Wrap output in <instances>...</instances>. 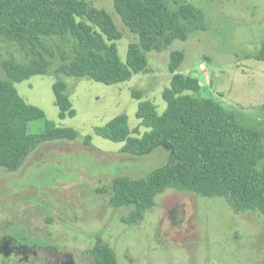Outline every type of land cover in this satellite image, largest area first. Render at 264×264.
I'll list each match as a JSON object with an SVG mask.
<instances>
[{
    "label": "rangeland",
    "instance_id": "rangeland-1",
    "mask_svg": "<svg viewBox=\"0 0 264 264\" xmlns=\"http://www.w3.org/2000/svg\"><path fill=\"white\" fill-rule=\"evenodd\" d=\"M85 1L105 9L122 32L116 43L124 62L137 35L123 24L112 0ZM163 1L172 8L191 3L204 17L199 27H190L185 40L147 52V71L115 84L68 76L58 67L72 53V44L55 36L45 38L53 52H43L50 61L46 73L13 83L25 101L78 135L40 144L15 171L0 166V264H93L89 249L96 235L115 251L119 264H264V215L257 211L237 214L222 197L167 188L137 223L127 224L121 217L131 206L109 202L114 177H142L163 165L168 153L157 148L133 156L121 151L123 142L97 135L94 127L125 113L130 135H141L146 128L135 115L138 102L149 99L158 113L164 110L162 90L169 85L173 50L184 53L178 72L199 79V95L236 110L242 122L264 130V61L254 57L264 42V0ZM10 57L26 63L32 54L27 45L0 34L4 80L8 76L2 62ZM59 80L65 82L75 110L64 119L58 116L52 88ZM42 128V121L29 125L33 133ZM88 134L91 141L85 144Z\"/></svg>",
    "mask_w": 264,
    "mask_h": 264
},
{
    "label": "trees",
    "instance_id": "trees-1",
    "mask_svg": "<svg viewBox=\"0 0 264 264\" xmlns=\"http://www.w3.org/2000/svg\"><path fill=\"white\" fill-rule=\"evenodd\" d=\"M112 3L123 24L137 35V40L128 44L124 62L116 43L122 32L105 9L85 0H0V34L27 45L32 54L26 63L12 57L2 62L8 80L0 77L1 167L15 171L40 144L73 140L78 135L73 127L49 120L41 107L25 101L14 87V82L46 73L50 61L44 53L52 56L53 52L46 48L45 38L57 36L71 41L72 53L64 57L60 72L115 84L129 80L133 73L147 71V52H160L175 39L185 40L190 27H199L204 17L191 3L175 8L163 0ZM254 57L264 61V42ZM183 59L182 51L170 52L171 77L162 90L166 106L161 113L149 99L138 102L135 115L146 128L141 135H130L125 113L94 127L97 135L123 142L121 151L133 156H144L157 148L168 153L163 165L142 177H114L110 204L131 206L121 220L134 224L153 208L158 194L173 188L222 197L237 214L257 211L264 215V130L242 122L236 110L199 95V79L178 72ZM52 88L59 118L74 116L65 82L56 81ZM132 95L141 98L139 92ZM36 121H42L43 128L30 132V123ZM90 141L91 136L85 135V144ZM89 254L93 264H119L115 251L100 235H96Z\"/></svg>",
    "mask_w": 264,
    "mask_h": 264
}]
</instances>
